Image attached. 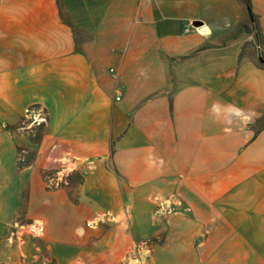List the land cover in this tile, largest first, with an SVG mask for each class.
Listing matches in <instances>:
<instances>
[{"label": "crops", "instance_id": "obj_1", "mask_svg": "<svg viewBox=\"0 0 264 264\" xmlns=\"http://www.w3.org/2000/svg\"><path fill=\"white\" fill-rule=\"evenodd\" d=\"M242 24V0H0V264H264Z\"/></svg>", "mask_w": 264, "mask_h": 264}, {"label": "built area", "instance_id": "obj_2", "mask_svg": "<svg viewBox=\"0 0 264 264\" xmlns=\"http://www.w3.org/2000/svg\"><path fill=\"white\" fill-rule=\"evenodd\" d=\"M199 28H194L192 25L188 26L186 29H185V32H190V31H198ZM111 72H114L113 70H111ZM116 100L119 101L120 100V96L116 97ZM34 110H28L26 112L27 114V118L31 119L33 122H36L38 124H42V123H46V118L44 117V115H41L39 117L37 116H32L31 114L33 113ZM57 175V179L59 177H64L65 176V173L63 172L62 174L59 172L56 174ZM49 182H50V187H53V186H57L58 185V182L56 180H54L53 177H51L49 179ZM14 234L15 235H18V236H22L24 231H30L34 234H37V235H42L43 232H44V227H43V224L41 222H32L31 224H28L26 226H15V229H14Z\"/></svg>", "mask_w": 264, "mask_h": 264}, {"label": "trees", "instance_id": "obj_3", "mask_svg": "<svg viewBox=\"0 0 264 264\" xmlns=\"http://www.w3.org/2000/svg\"><path fill=\"white\" fill-rule=\"evenodd\" d=\"M242 1L246 5L247 11H248V24L240 25L239 31L240 32L246 31L248 34H252L254 37L255 44L257 46L262 47L264 45L263 34L261 32L258 19L252 11L251 0H242ZM263 125H264V117L256 123L255 125L256 133L264 129Z\"/></svg>", "mask_w": 264, "mask_h": 264}, {"label": "rangeland", "instance_id": "obj_4", "mask_svg": "<svg viewBox=\"0 0 264 264\" xmlns=\"http://www.w3.org/2000/svg\"><path fill=\"white\" fill-rule=\"evenodd\" d=\"M245 32H246V31H245ZM232 37H233V36H232ZM245 47H246V49L254 50L253 47L250 46L249 44L245 45ZM252 53H254V58H255L256 60L259 61V58H263V59H264V55H262V54H256V50H255V51H252ZM44 117H45V116H44ZM26 121L30 122L31 119L26 118ZM263 126H264V125H263Z\"/></svg>", "mask_w": 264, "mask_h": 264}, {"label": "water", "instance_id": "obj_5", "mask_svg": "<svg viewBox=\"0 0 264 264\" xmlns=\"http://www.w3.org/2000/svg\"><path fill=\"white\" fill-rule=\"evenodd\" d=\"M192 26H193L194 28H200V27L203 26V23H202V22H193V23H192ZM260 61H261L262 63H264V59H263V58H261Z\"/></svg>", "mask_w": 264, "mask_h": 264}]
</instances>
